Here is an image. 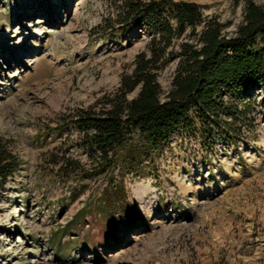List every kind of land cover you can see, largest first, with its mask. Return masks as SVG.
<instances>
[{"label": "rangeland", "instance_id": "374dc122", "mask_svg": "<svg viewBox=\"0 0 264 264\" xmlns=\"http://www.w3.org/2000/svg\"><path fill=\"white\" fill-rule=\"evenodd\" d=\"M124 1L0 0V136L19 159L0 186V264H264V86L243 96L239 137L174 130L134 171L114 168L121 199H103L70 118L114 92L147 49L142 24L103 30ZM184 1L229 34L247 2ZM177 62L158 71L164 94ZM63 157L82 171L65 175Z\"/></svg>", "mask_w": 264, "mask_h": 264}, {"label": "trees", "instance_id": "16d2710c", "mask_svg": "<svg viewBox=\"0 0 264 264\" xmlns=\"http://www.w3.org/2000/svg\"><path fill=\"white\" fill-rule=\"evenodd\" d=\"M203 7L184 0H125L114 22L102 27L106 32L118 24L125 32L142 24L151 34L147 49L135 55L131 73L122 75L115 91L76 109L70 118L78 146L88 153L95 174H103L107 187L101 194L110 205L122 195L112 170L118 167L121 177L134 171L172 131H200L211 143L216 135L227 140L241 135L237 122L251 105V98L243 96L248 88L264 86V0H247L243 19L231 34L229 23L206 18ZM172 54L178 62L171 89L164 94L158 71ZM56 163L67 169V176L82 171L69 157ZM18 166L17 155L0 136V186Z\"/></svg>", "mask_w": 264, "mask_h": 264}]
</instances>
